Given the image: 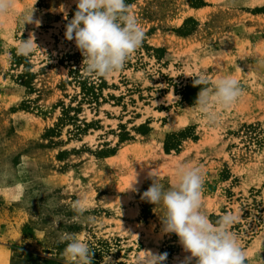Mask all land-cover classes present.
I'll return each instance as SVG.
<instances>
[{
  "label": "rangeland",
  "instance_id": "1",
  "mask_svg": "<svg viewBox=\"0 0 264 264\" xmlns=\"http://www.w3.org/2000/svg\"><path fill=\"white\" fill-rule=\"evenodd\" d=\"M75 5L15 0L0 22V264H66L64 233L89 244L93 264H137L142 250L181 264L189 254L174 233H163V207L141 199L150 170L168 188L177 165L201 169L202 211L214 225L235 215L230 230L247 264H264V0L129 4L145 39L121 71L102 77L97 105L79 103L64 57L78 50L64 35ZM33 6L40 24L24 27L18 18ZM29 34L38 47L20 54ZM226 75L243 94L230 108L214 105L210 123L183 90L197 77L211 88ZM68 106L79 108L69 111L75 124L60 119ZM168 134L178 145L166 152ZM135 172L136 190L125 191ZM78 199L82 216L72 209Z\"/></svg>",
  "mask_w": 264,
  "mask_h": 264
},
{
  "label": "clouds",
  "instance_id": "2",
  "mask_svg": "<svg viewBox=\"0 0 264 264\" xmlns=\"http://www.w3.org/2000/svg\"><path fill=\"white\" fill-rule=\"evenodd\" d=\"M76 11L65 25V38L74 41L81 53L84 68L83 74L92 78H107L121 71L131 55L138 50L145 39V31L140 21L130 14L131 5L125 0H75ZM234 4L235 0H231ZM15 0H0V22L10 13ZM35 7L26 9L20 14L18 23L24 27L40 21L35 19ZM34 45V36L20 41L18 52L29 55ZM206 77L194 79L193 86H200L195 107L205 114L210 123L216 121L214 105L230 108L243 94L240 82L231 75L218 78L209 88ZM137 173L129 187L133 190ZM176 182L166 188L157 179L158 172L153 169L147 173L152 180L150 187L141 195V199L157 206H162L164 216L162 231L174 233L185 253L181 264H247V254L231 225L237 217L231 213L222 215L215 223L210 222L202 211L203 175L199 167L177 165ZM77 216L86 210L81 200L72 205ZM64 243L63 257L66 264H93L94 252L89 244L79 235L64 233L60 236ZM143 259L137 264H165L167 253H156L142 250Z\"/></svg>",
  "mask_w": 264,
  "mask_h": 264
},
{
  "label": "trees",
  "instance_id": "3",
  "mask_svg": "<svg viewBox=\"0 0 264 264\" xmlns=\"http://www.w3.org/2000/svg\"><path fill=\"white\" fill-rule=\"evenodd\" d=\"M136 0H125L126 4H131ZM76 11V5L72 7V9L70 10L69 14H68V20H71L74 13ZM68 20H66V23L68 22ZM185 24V23H184ZM159 50V48H156V51ZM65 58H67V61L70 62V66H69V72L70 74H74L73 75V80L74 82L78 83L80 89H81V97L79 100L80 101H86L89 104L91 103H95L96 105L99 103V99L103 98L102 97V88L104 86H106V82L105 80L100 77V78H91V77H86L84 74H82L80 72V68L78 65L79 62V58L81 57V53L79 52V50L75 51V52H71L68 53L64 56ZM193 84H189L187 86L184 87V100L187 101L188 103H195L196 98H197V94H194L193 90H192ZM79 108L78 107H74V106H68L63 108L62 110V117L60 118L62 121H72L74 123L76 116H72L69 114V111L74 110L77 111ZM75 124V123H74ZM85 125V124H84ZM76 131H81L80 125H77L75 127ZM188 130H181L179 131L177 134L175 133V135L177 136H181L179 138V140L181 138H186L188 137L187 135ZM170 135H166V138L164 140V150L166 152L170 151L171 149L176 148V146L178 145V143H172L169 140Z\"/></svg>",
  "mask_w": 264,
  "mask_h": 264
}]
</instances>
